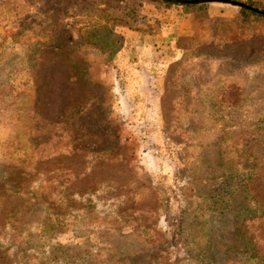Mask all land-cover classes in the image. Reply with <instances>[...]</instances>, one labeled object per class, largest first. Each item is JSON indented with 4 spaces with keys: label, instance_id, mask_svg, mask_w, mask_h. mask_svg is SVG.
Listing matches in <instances>:
<instances>
[{
    "label": "rangeland",
    "instance_id": "rangeland-1",
    "mask_svg": "<svg viewBox=\"0 0 264 264\" xmlns=\"http://www.w3.org/2000/svg\"><path fill=\"white\" fill-rule=\"evenodd\" d=\"M147 3L171 42L145 63L115 1L0 0V264L264 253V18Z\"/></svg>",
    "mask_w": 264,
    "mask_h": 264
},
{
    "label": "crops",
    "instance_id": "crops-1",
    "mask_svg": "<svg viewBox=\"0 0 264 264\" xmlns=\"http://www.w3.org/2000/svg\"><path fill=\"white\" fill-rule=\"evenodd\" d=\"M147 4H144V7L146 6L147 8L149 7L150 9L152 8L150 14H148L147 16L149 23H154L155 21H158L156 19H160L162 17L165 18V20H168L170 22L174 21V19L176 18L178 20L182 19V23H181L182 26L180 30L183 31V26L185 25L188 15L184 13L182 6L166 7V9L162 10V12H158V11L155 12L156 6H154L153 3H150L148 5ZM147 27H150V26L148 25L146 27L144 26L142 30H132L128 28L129 31L131 32L130 35L132 37L137 38V48L141 52L140 60L145 63H147L150 60H153L154 53L157 54L160 52H165L167 49V46H170L169 44L171 42L170 35L167 33L166 30H162L159 27H157L156 29L148 30ZM186 248L189 249L190 252H192L194 251L195 246L189 245ZM162 263L163 262H160V264ZM176 263L178 262H175L173 264H176Z\"/></svg>",
    "mask_w": 264,
    "mask_h": 264
},
{
    "label": "trees",
    "instance_id": "trees-1",
    "mask_svg": "<svg viewBox=\"0 0 264 264\" xmlns=\"http://www.w3.org/2000/svg\"><path fill=\"white\" fill-rule=\"evenodd\" d=\"M99 1H103V2H108V1H115L116 4L115 8H116V13L114 15L115 18L123 20L126 25L128 26V28L132 29V30H142L143 27H139L137 25H135L136 21L141 20V18L143 17L140 12L137 11V9L133 6H130V2H132L133 0H99ZM154 2H160L163 3L167 6H174V5H178V6H182L185 8L188 7H202L205 4H189V3H176V2H171V1H163V0H151ZM245 4L249 5V6H253L256 8H260V9H264V0H250V1H242ZM240 12L241 14H243L244 18H248L250 15L255 14L258 15L259 17H263V14H260L258 12L252 11L247 7H240ZM104 20V19H103ZM105 20H107L105 18ZM145 29V28H144ZM107 33L108 31H103V33L99 36V37H91L90 33H88V35L90 37H88V41L92 44H94L96 47H100V48H104V50H111L113 51L112 46H108V41H107ZM254 246V245H253ZM163 247V246H162ZM255 247V246H254ZM254 253H253V258H256L255 260L253 259V262H251V264H264V253L261 254V250H258L256 247L254 248ZM200 251H203V249H200ZM194 251H192L191 253H194ZM209 251L206 250L204 251L201 255V258L203 259V254L204 253H208ZM201 260V259H200ZM203 264H208V263H213V261H209V260H201Z\"/></svg>",
    "mask_w": 264,
    "mask_h": 264
},
{
    "label": "water",
    "instance_id": "water-1",
    "mask_svg": "<svg viewBox=\"0 0 264 264\" xmlns=\"http://www.w3.org/2000/svg\"><path fill=\"white\" fill-rule=\"evenodd\" d=\"M163 1H171V2H176V3H204V2H210V1H218V2H225V3H229V4H234V5H238L240 7H247L252 11L264 14V10L253 7V6H249L245 3L236 1V0H163Z\"/></svg>",
    "mask_w": 264,
    "mask_h": 264
}]
</instances>
